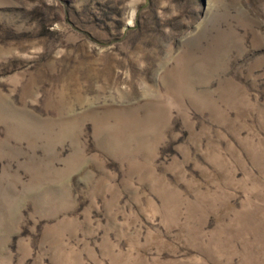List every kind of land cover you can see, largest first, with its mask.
<instances>
[{"label": "rangeland", "instance_id": "374dc122", "mask_svg": "<svg viewBox=\"0 0 264 264\" xmlns=\"http://www.w3.org/2000/svg\"><path fill=\"white\" fill-rule=\"evenodd\" d=\"M0 264H264V0H0Z\"/></svg>", "mask_w": 264, "mask_h": 264}]
</instances>
